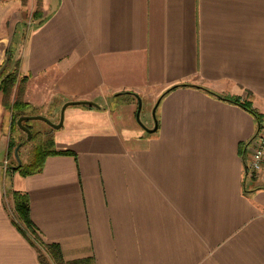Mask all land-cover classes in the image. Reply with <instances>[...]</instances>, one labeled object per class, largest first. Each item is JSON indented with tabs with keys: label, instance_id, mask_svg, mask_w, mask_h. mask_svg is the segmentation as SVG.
Masks as SVG:
<instances>
[{
	"label": "crops",
	"instance_id": "crops-1",
	"mask_svg": "<svg viewBox=\"0 0 264 264\" xmlns=\"http://www.w3.org/2000/svg\"><path fill=\"white\" fill-rule=\"evenodd\" d=\"M43 11L20 58L24 100L52 115L97 107L77 110L85 122L55 139L69 154L40 173L0 162V264H41L38 242L64 262L264 264V183L245 171L257 120L218 99L264 116V0H45ZM13 192L28 195L31 229L12 217Z\"/></svg>",
	"mask_w": 264,
	"mask_h": 264
},
{
	"label": "rangeland",
	"instance_id": "rangeland-1",
	"mask_svg": "<svg viewBox=\"0 0 264 264\" xmlns=\"http://www.w3.org/2000/svg\"><path fill=\"white\" fill-rule=\"evenodd\" d=\"M44 1L45 0H0V70L4 66V68H6L4 74H9L10 72L14 71V64L17 60H19L20 63L22 50L24 49V44L29 34L45 18V13L43 11ZM8 53L11 54L12 58L9 66L7 65ZM16 80V83L18 86H20L22 84L21 78L17 76ZM21 86H24V84ZM17 93L18 90L13 88L9 97V101L7 102V105L10 106V110L7 109L6 106H3L5 114L3 115V120L0 123V138L5 140L6 143V147L4 144H0V162L3 165V171L7 170L8 172L9 166L13 167L16 166V164L18 165L15 156V149L18 146L19 147L16 155L20 163L25 165L28 163L37 147L44 146L45 149H54V146L51 148V142H53L55 145L56 136L61 135L62 130L68 127L69 124L74 125L73 122H85L84 116L77 114V110L83 108L82 105L68 106L67 108L69 109L66 112L64 111L62 126L60 129H53L45 122L38 120L27 121V124L30 126L31 133V138L29 141H27V135L25 132L20 130L17 125V120L20 118L18 117V112L20 111L13 112L11 109V104L16 98L15 96H17ZM18 96L20 101L27 103L24 100L23 93H20L19 91ZM28 106L29 107L27 110H24V114L26 116L40 115L48 119L53 124L59 123L60 112H58L57 115H52L50 111L52 106H50L51 108L48 107L47 109L40 107L33 108V106L29 104ZM48 116H50L53 120H50ZM144 120L145 111L143 110L140 103V110L138 114V121L140 125L144 123ZM8 145H11L9 155H7ZM3 183L4 191L6 192L8 190L9 182L7 177L5 178V175L3 178ZM5 198L7 201H9L8 194H6ZM13 216L17 220L14 212L12 211V217ZM17 223L22 229L27 230L21 222L17 221ZM26 234L28 235V238L35 241V238L30 235L29 231H26ZM39 254L44 260H49L42 247L39 250Z\"/></svg>",
	"mask_w": 264,
	"mask_h": 264
},
{
	"label": "trees",
	"instance_id": "trees-1",
	"mask_svg": "<svg viewBox=\"0 0 264 264\" xmlns=\"http://www.w3.org/2000/svg\"><path fill=\"white\" fill-rule=\"evenodd\" d=\"M11 54L8 53V61H7V65L9 66V64L11 63ZM18 68H19V60H17L14 64V71L10 72L9 74H4L6 68H4V70L2 71V73L0 74V92L2 93V104L3 106L7 107V109L10 110V106L7 105V102L9 101V97L11 95V92L13 90V88L15 89V87H17L16 89L18 90L17 96H15L13 103L11 104V109L13 112L15 111H20L18 112V117L21 116H26L24 114V110H27V108L29 107L27 103L20 101L18 98V94L19 91L20 93H23L24 86H21L22 84H25L26 80L25 78H21V85L18 86L17 82V76H19V72H18ZM15 85V86H14ZM186 86V85H184ZM198 88V87H197ZM174 89V88H172ZM207 93L216 96L215 94H213L210 91H207ZM218 97V96H216ZM218 99L222 100V101H226L228 103L237 105L241 108H243L244 110H246L247 112H249L250 114H252L254 116V118L258 121L260 116L254 112L253 109L250 108V106L247 103L244 102H240V100L238 98H231V97H218ZM24 127H26L29 131H30V126L27 124V121H24L22 124ZM54 146V143L51 142V148ZM10 148L11 145H8L7 147V155H9L10 152ZM57 154H69V152H58L55 151L53 148L52 149H45L44 146H40L37 147L36 150L33 152V155L31 156L30 160L28 161V163L24 164H20L16 166H9L8 168L11 170H13L14 172L19 173L21 176L26 177L29 175H33V174H37L40 173L42 171L43 165H44V161L45 159L50 156V155H57ZM13 202H14V214L15 217L17 218L16 221L21 222L25 228H29L31 229V222H30V218H29V199H28V195L25 193H21V192H13ZM40 245V247L43 248V250L45 251V253L47 254L49 260H44L41 255L39 254V260L41 262V264H92L91 261L86 260V261H74V262H64L62 259V255L60 252V249L57 245L55 244H43L41 242L38 243ZM52 262V263H51Z\"/></svg>",
	"mask_w": 264,
	"mask_h": 264
},
{
	"label": "built area",
	"instance_id": "built-area-1",
	"mask_svg": "<svg viewBox=\"0 0 264 264\" xmlns=\"http://www.w3.org/2000/svg\"><path fill=\"white\" fill-rule=\"evenodd\" d=\"M246 175L264 183V116L256 124V132L245 146Z\"/></svg>",
	"mask_w": 264,
	"mask_h": 264
},
{
	"label": "water",
	"instance_id": "water-1",
	"mask_svg": "<svg viewBox=\"0 0 264 264\" xmlns=\"http://www.w3.org/2000/svg\"><path fill=\"white\" fill-rule=\"evenodd\" d=\"M3 68H4V66L1 68L0 72L3 70ZM72 105H89V106L97 107L96 104H94L92 102H88V101L67 102V103L63 104V106L61 107V110H60V118H59V123L58 124H53L48 119H46L45 117H42L40 115H34V116H21L17 120V125H18V127H19L20 130H22L23 132H25V134L27 135V141H29L30 138H31V133H30V131L26 127H24L22 125V122H24V121H31V120H38V121L45 122L46 124H48L53 129H59L62 126V120H63V115H64L65 109L68 106H72ZM156 106H157V103H156V105H155V107L153 108V111H152L153 117L155 116L154 114H155ZM139 110H140V100L138 99V108H137V111H136V119L137 120H138ZM155 130H156V122H155V126H154V128L152 130L146 129V131L148 133L154 132ZM18 147L15 149V156H16V160L18 162V165H20L21 163H20V161H19V159H18V157L16 155V152L18 150Z\"/></svg>",
	"mask_w": 264,
	"mask_h": 264
}]
</instances>
